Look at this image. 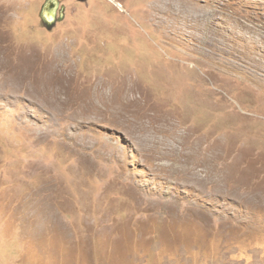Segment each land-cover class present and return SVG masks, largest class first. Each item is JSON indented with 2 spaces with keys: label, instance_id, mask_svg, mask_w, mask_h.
I'll use <instances>...</instances> for the list:
<instances>
[{
  "label": "rangeland",
  "instance_id": "374dc122",
  "mask_svg": "<svg viewBox=\"0 0 264 264\" xmlns=\"http://www.w3.org/2000/svg\"><path fill=\"white\" fill-rule=\"evenodd\" d=\"M0 50V264H264V0H0Z\"/></svg>",
  "mask_w": 264,
  "mask_h": 264
},
{
  "label": "bare ground",
  "instance_id": "6f19581e",
  "mask_svg": "<svg viewBox=\"0 0 264 264\" xmlns=\"http://www.w3.org/2000/svg\"><path fill=\"white\" fill-rule=\"evenodd\" d=\"M212 19V18H211ZM224 19V18H223ZM209 19L207 20V21H203V23H202V26H205V25H208V24H210L209 22ZM221 21V20H220ZM216 24V23H215ZM211 26L213 27V25H212V23H211ZM217 26V25H216ZM215 26V27H216ZM208 28H210V26H207L206 27V30L208 29ZM219 28H220V26H219ZM214 30H216V28L214 29ZM218 30V29H217ZM251 30V29H250ZM213 31V30H212ZM258 31V30H257ZM207 33H208V30H207ZM212 33V32H211ZM214 34H216V33H214ZM214 34L212 33V35L214 36ZM206 37H207V34H206ZM209 37H211V35L209 36ZM218 37V36H217ZM194 38V37H193ZM242 38V37H241ZM240 38V39H241ZM192 39V38H191ZM209 39V38H208ZM211 39H213V38H211ZM194 40V39H193ZM215 41H216V39H214ZM214 40H206V44H209L210 42L209 41H211V43L210 44H212L213 42L212 41H214ZM198 41V40H197ZM199 42V41H198ZM218 42V41H217ZM201 44V43H200ZM215 43H213V45H214ZM211 46V45H210ZM204 47H205V45H204ZM208 47V46H207ZM211 48V47H210ZM204 50V49H203ZM208 51V50H207ZM3 52V51H2ZM1 52V50H0V54H3L4 55V52L2 53ZM11 55V54H10ZM243 55V54H242ZM5 58L7 59V61H11L12 60V58L11 57H6L5 56ZM171 58V57H170ZM260 59V58H259ZM257 60V59H256ZM59 64V63H58ZM0 71H2V72H5V75H4V77H8V80L10 81V84L11 85H18L19 83H21V82H23L24 80H26V81H31V82H33L34 81V79L31 77V76H29V73H33V74H37L36 73V70L34 69V67L32 66V65H29V66H27V65H25L24 63H22V65L18 62V61H16L15 59H14V65H13V67H11V68H8V67H6L5 66V64L2 62V59L0 58ZM52 77L53 78H58V80H60V79H63V81L64 82H66V83H71V82H73V81H75L74 80V77L70 74V73H66V74H64V73H62L63 72V70L61 69V66H58L57 64H53L52 65ZM56 74H57V76H56ZM1 77V76H0ZM1 80V82L3 83V85H5V82H6V79L5 78H1L0 79ZM110 83H111V81H109ZM105 85H103L102 83L98 86V87H96L94 90H92L91 89V91H92V97L93 96H97V95H99L104 89H105ZM131 88V87H130ZM133 88H134V86H133ZM132 88V89H133ZM52 88H50V89H44V91H40L39 92V94H38V96L36 95L35 96V98L37 99H39L41 102H43V103H47V102H49V100H48V98H47V94H48V92L51 90ZM131 89V90H132ZM94 91V92H93ZM137 91V89H136V87L132 90V91H126L127 93L124 95V98L121 100V101H125V102H122V108H123V105L125 104H127L126 105V107L127 106H133L134 104H137V102H139V101H137V99H134V94H135V92ZM92 97L90 98L88 95H86V92H83L82 94H79V95H77V96H74L72 99H71V101H70V106H72V107H74V106H76V104H78V107L79 108H81L82 109V111L83 112H85V115H87L86 114V111L87 110H91V105H90V103H91V100H92ZM94 102V101H93Z\"/></svg>",
  "mask_w": 264,
  "mask_h": 264
},
{
  "label": "water",
  "instance_id": "95a60500",
  "mask_svg": "<svg viewBox=\"0 0 264 264\" xmlns=\"http://www.w3.org/2000/svg\"><path fill=\"white\" fill-rule=\"evenodd\" d=\"M85 1V0H83ZM58 4H55V8L53 9V11L48 12L47 8H45V13L43 15V19L45 21V24H50L52 22H56L55 20V11L57 10Z\"/></svg>",
  "mask_w": 264,
  "mask_h": 264
}]
</instances>
